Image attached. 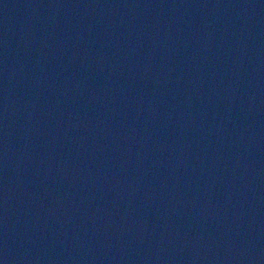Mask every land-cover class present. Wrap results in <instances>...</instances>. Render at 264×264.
I'll list each match as a JSON object with an SVG mask.
<instances>
[{
	"label": "water",
	"instance_id": "95a60500",
	"mask_svg": "<svg viewBox=\"0 0 264 264\" xmlns=\"http://www.w3.org/2000/svg\"><path fill=\"white\" fill-rule=\"evenodd\" d=\"M0 264H264V0H0Z\"/></svg>",
	"mask_w": 264,
	"mask_h": 264
}]
</instances>
